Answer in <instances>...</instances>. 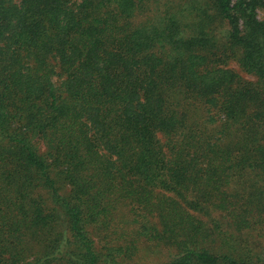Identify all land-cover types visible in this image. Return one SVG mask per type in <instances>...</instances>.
Listing matches in <instances>:
<instances>
[{
    "label": "trees",
    "instance_id": "16d2710c",
    "mask_svg": "<svg viewBox=\"0 0 264 264\" xmlns=\"http://www.w3.org/2000/svg\"><path fill=\"white\" fill-rule=\"evenodd\" d=\"M264 0H0V264H264Z\"/></svg>",
    "mask_w": 264,
    "mask_h": 264
},
{
    "label": "rangeland",
    "instance_id": "374dc122",
    "mask_svg": "<svg viewBox=\"0 0 264 264\" xmlns=\"http://www.w3.org/2000/svg\"><path fill=\"white\" fill-rule=\"evenodd\" d=\"M259 15H260L261 17H264V12H263V11L260 12Z\"/></svg>",
    "mask_w": 264,
    "mask_h": 264
}]
</instances>
